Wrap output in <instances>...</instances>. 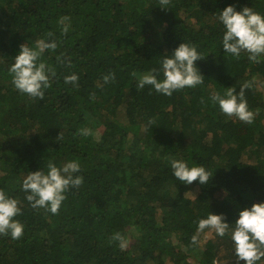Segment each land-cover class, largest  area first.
<instances>
[{
    "label": "trees",
    "instance_id": "1",
    "mask_svg": "<svg viewBox=\"0 0 264 264\" xmlns=\"http://www.w3.org/2000/svg\"><path fill=\"white\" fill-rule=\"evenodd\" d=\"M160 4L0 0V188L20 202L16 218L24 225L18 239L0 234V264H243L228 235L203 242L207 229L197 233V221L213 211L231 222L239 208L264 200V56L252 62L246 52L224 54L216 14L227 4L264 13V0ZM63 16L71 20L67 33L58 23ZM41 38L58 41L43 57L56 75L43 99H33L13 86L8 68L21 43ZM181 41L203 56L196 61L203 83L171 96L138 89V75ZM72 72L75 87L64 82ZM108 72L115 78L104 83ZM245 82L251 123L211 102ZM82 127L93 135H80ZM168 157L203 164L213 175L184 184ZM68 159L80 161L83 183L68 189L55 214L32 208L22 179L48 160ZM194 186L195 196H187Z\"/></svg>",
    "mask_w": 264,
    "mask_h": 264
},
{
    "label": "clouds",
    "instance_id": "2",
    "mask_svg": "<svg viewBox=\"0 0 264 264\" xmlns=\"http://www.w3.org/2000/svg\"><path fill=\"white\" fill-rule=\"evenodd\" d=\"M168 2L169 0H161L160 5L165 7ZM216 14L223 28L221 49L224 54L239 57L242 52H246L250 61L259 62L264 56V13L255 10L252 5L237 9L234 4H227ZM58 23L62 33L70 30L71 20L68 16L61 17ZM58 47L55 39H38L35 46H30L28 41L21 43L8 68L13 86L33 99H43L45 90L51 87L52 77L56 75L55 68L43 57L46 51L52 52ZM166 53L168 54L161 56L158 67L138 75V89L148 85L150 91L154 89L157 93L171 96L176 90L203 83L204 75L196 64L203 56L196 45L181 41ZM65 59L71 63L68 58ZM114 78L115 74L112 72L102 77L104 83ZM78 80L79 75L75 72L64 76V82L71 83L74 87L78 86ZM247 87L248 82L241 85L239 92L234 87H226L222 94H212L211 102L217 104L226 116H235L240 121L251 123L254 113L249 109L245 98L244 90ZM77 131L82 136L93 135V130L89 127H82ZM167 159L173 176L184 184H191L193 181L204 184L213 175V170L210 172L203 164H190L187 160L176 157ZM44 164L36 170L28 171L20 182V188L32 208H44L55 214L66 199L68 189L79 188L83 183L81 163L78 159H68L60 164L48 160L46 167ZM21 212L18 199L0 188V234L10 235L13 239L23 235L24 225L16 218ZM205 229L214 230L219 237H230L237 262L258 264L264 260V200L239 208L236 218L231 222L224 213L210 211L197 221V233ZM113 238L119 241L121 249L126 247L127 241L120 233H116ZM197 240L198 236L194 234L192 241L195 243Z\"/></svg>",
    "mask_w": 264,
    "mask_h": 264
},
{
    "label": "rangeland",
    "instance_id": "3",
    "mask_svg": "<svg viewBox=\"0 0 264 264\" xmlns=\"http://www.w3.org/2000/svg\"><path fill=\"white\" fill-rule=\"evenodd\" d=\"M251 160H253V158ZM196 192H197V188L194 186L192 188L187 189V191L185 192V194L187 196H189V197H193V196H195ZM210 234H215L214 230H209V229L205 230V232H203L202 241L204 242V238H207ZM224 252H225L224 249H221L219 253H222L223 254ZM165 264H171V263H169L167 261V259H166L165 260Z\"/></svg>",
    "mask_w": 264,
    "mask_h": 264
}]
</instances>
